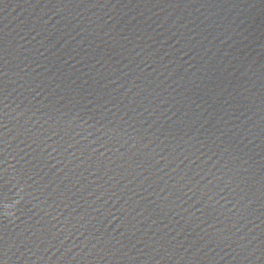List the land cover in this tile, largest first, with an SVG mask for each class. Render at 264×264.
<instances>
[{"label":"water","instance_id":"water-1","mask_svg":"<svg viewBox=\"0 0 264 264\" xmlns=\"http://www.w3.org/2000/svg\"><path fill=\"white\" fill-rule=\"evenodd\" d=\"M0 264H264V0H0Z\"/></svg>","mask_w":264,"mask_h":264}]
</instances>
